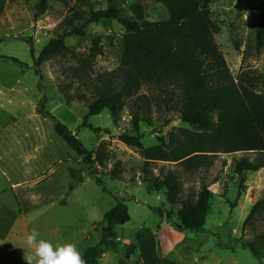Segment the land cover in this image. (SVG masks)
I'll list each match as a JSON object with an SVG mask.
<instances>
[{
  "label": "rangeland",
  "instance_id": "rangeland-1",
  "mask_svg": "<svg viewBox=\"0 0 264 264\" xmlns=\"http://www.w3.org/2000/svg\"><path fill=\"white\" fill-rule=\"evenodd\" d=\"M262 1L199 3L218 31L214 38L234 80L246 96L264 103V46L257 47ZM39 2L0 0V204L18 207L29 219L31 231L38 230L41 238L53 244L72 242L83 254L101 242L105 213L117 202L127 204L131 220L117 227L109 247L103 246L100 264H146L138 254L142 238L150 232L157 235L159 228L167 226L181 238L174 251H168V243L175 238L165 233L164 252L159 243L164 264H264L246 247L251 243L264 253V213L244 228L252 207L264 198V167L245 172L242 177L235 173L237 161L254 160L257 154H204L198 168L152 162L148 178L159 180V188H155L154 184L143 183L142 153L118 140L120 135L134 134L130 102L124 109H106L89 119L91 125L108 129L110 134L79 128L89 104L97 98L93 82L122 63L127 32L118 21L93 24L84 37L66 40L69 49L83 57L89 55L95 39L101 40L102 54L85 78L75 72L79 63L72 53L43 63L40 73L35 67L29 43L38 58L51 39L71 29L65 20L73 13L85 16L90 8L107 9L115 4L121 9V17L131 19L134 15L130 7L139 3L148 21L161 22L170 16L160 0H48L46 13L37 17ZM83 21L79 19L77 24ZM2 57H15L27 66ZM141 93L150 91L144 88ZM40 109L55 119L43 117ZM150 116L151 125H140L145 148L158 145L159 137L169 142L172 133L195 131L177 111L158 110L152 105ZM59 122L78 137L92 161L58 136L55 124ZM71 168L82 172V184L73 183ZM116 169L120 171L118 177L113 175ZM170 174L179 181L180 193L162 187ZM97 179L103 185H98ZM204 187L212 194L205 226L199 231L177 230L176 226H183V215L194 214ZM158 209L163 214H158ZM28 251L24 241L0 243V264H26L23 256Z\"/></svg>",
  "mask_w": 264,
  "mask_h": 264
},
{
  "label": "trees",
  "instance_id": "trees-1",
  "mask_svg": "<svg viewBox=\"0 0 264 264\" xmlns=\"http://www.w3.org/2000/svg\"><path fill=\"white\" fill-rule=\"evenodd\" d=\"M160 2L170 16L168 20L161 22L148 21L139 3L130 7L134 15L131 19L121 17V9L115 4L107 9L90 8L85 16L79 12L73 13L65 20L71 29L51 39L38 58L35 59L34 47L29 43L37 72L40 73L41 65L52 58L72 53L79 63L75 72L85 78L93 70L97 57L102 54L101 40L98 38L93 41L86 57L73 53L66 45V40L84 37L87 28L93 24L118 21L127 32L122 63L115 71L102 74L93 82L97 98L89 104L79 128H87L95 134H110L108 129L91 125L89 119L106 109H124L130 102L134 134L120 135L118 140L142 153L145 160L143 171L146 175L143 183L154 184L155 188H159V180L154 178L150 181L148 178V167L152 162L181 163L198 168L204 154L252 152L257 154V158L237 161L235 173L242 177L245 172L259 171L264 167V103L246 96L234 80L214 38L218 31L208 12L201 8L199 0ZM47 7L48 0H40L36 16L45 14ZM259 17L261 21L257 31V47L261 49L264 46V0ZM79 19H84L80 25L77 24ZM2 58L27 66L15 57ZM144 88L149 89L150 94H142ZM152 105L158 110L164 108L179 112L180 119L195 131L180 130V134L172 133L169 142L159 137L158 145L145 148L140 125L143 122L149 125L153 123L150 116ZM38 112L45 118L55 119L47 111L40 109ZM55 131L72 149L92 161L89 151L65 124L56 123ZM69 173L75 185L84 182L82 172L71 168ZM113 175L118 177L120 171L114 170ZM96 182L103 185L100 179ZM162 187L172 193L181 192L179 181L172 174L164 178ZM211 199L209 188L204 187L193 208L194 214L191 217L183 215V226H176L177 230H202ZM157 213L163 214L160 209ZM263 213L264 198L252 207L244 228ZM167 218L171 219V215L168 214ZM130 220L128 206L123 202H117L106 212L101 242L87 248L83 254L86 264H100V256L104 254L103 246L109 247L110 240L116 237L117 227L126 225ZM246 247L261 263L264 262V253L257 251L254 244H247ZM262 247L264 249V239ZM164 263L159 246L158 264Z\"/></svg>",
  "mask_w": 264,
  "mask_h": 264
},
{
  "label": "crops",
  "instance_id": "crops-1",
  "mask_svg": "<svg viewBox=\"0 0 264 264\" xmlns=\"http://www.w3.org/2000/svg\"><path fill=\"white\" fill-rule=\"evenodd\" d=\"M28 220V218L21 215L18 207L13 204L6 206L0 204V243L10 239L19 243L25 241L26 236L31 232L29 225H27ZM166 232L172 233L173 240L175 238L167 246L168 251L173 252L175 243L178 238H181V235L171 227L159 228L157 235L150 232L142 238L138 247V254L146 264H158L159 243L162 244L164 252L163 239Z\"/></svg>",
  "mask_w": 264,
  "mask_h": 264
},
{
  "label": "clouds",
  "instance_id": "clouds-1",
  "mask_svg": "<svg viewBox=\"0 0 264 264\" xmlns=\"http://www.w3.org/2000/svg\"><path fill=\"white\" fill-rule=\"evenodd\" d=\"M24 243L30 250L24 253L26 264H86L83 253L72 242L56 243L40 237L33 229Z\"/></svg>",
  "mask_w": 264,
  "mask_h": 264
}]
</instances>
